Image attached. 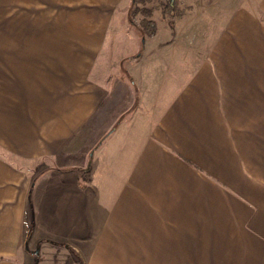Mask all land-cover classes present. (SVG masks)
<instances>
[{
	"label": "crops",
	"instance_id": "obj_1",
	"mask_svg": "<svg viewBox=\"0 0 264 264\" xmlns=\"http://www.w3.org/2000/svg\"><path fill=\"white\" fill-rule=\"evenodd\" d=\"M226 1L142 43L130 0H70V45L0 48V264H264V0Z\"/></svg>",
	"mask_w": 264,
	"mask_h": 264
},
{
	"label": "rangeland",
	"instance_id": "obj_2",
	"mask_svg": "<svg viewBox=\"0 0 264 264\" xmlns=\"http://www.w3.org/2000/svg\"><path fill=\"white\" fill-rule=\"evenodd\" d=\"M20 1V0H19ZM152 2L149 4H146L144 6H138L139 8L145 7L150 8L152 6L155 7V5L158 6L159 3L162 2V0H151ZM180 1V0H179ZM241 2V5H245V7H248L250 5V9L254 8V5L257 0H227V3L231 2ZM3 3H6V1H1ZM225 4L227 5V3ZM181 10V9H180ZM162 11L156 10L153 13V21L156 25V33L153 37L146 38V39H152L153 40H161L166 34H170L171 27L167 25V21L164 20V22L161 20L162 18ZM257 17L263 21L261 22L264 24V15H257ZM141 19V15L138 14L134 18V22L137 25L139 23V20ZM129 31L133 36H136L137 32L135 30H132V28L129 27ZM174 32V30H173ZM178 46L186 45L187 43L184 40V33L181 36H177L176 39ZM70 45V0H31L30 5H17L15 3V6H7V5H0V48H6V47H13L15 48V52H18L23 47H44L47 48L49 51L52 50L50 48L54 47H65ZM31 58V61H33V58H37L38 56L31 55L29 56ZM51 57V56H47ZM135 68V67H134ZM183 66H181L179 69L175 71V75H178L179 70L182 69ZM126 69V68H125ZM142 69V68H139ZM128 71V69H127ZM150 71L152 69L150 68ZM152 73V72H151ZM129 74V72H128ZM130 75V74H129ZM154 77V74H152ZM169 79L172 78V76H168ZM134 78V77H133ZM120 79L121 80H127L129 81V77L126 78L122 75L120 72ZM137 79V76L134 78ZM125 81V82H127ZM180 82L177 81L176 85ZM117 91V90H116ZM114 94V97L111 102V110L110 114H116L115 111L119 109L120 107L124 108L127 106V102L123 101L120 102L117 100V95ZM121 91V95H122ZM133 95V102H131V106L135 103L134 98L135 95L132 91ZM130 99H132V96L130 95ZM127 104V105H126ZM153 107L146 106L143 102L140 108H137L135 112V117L133 118V122L135 125H140L143 122H146V120H150L151 117L155 113H157L158 109L161 107L162 104H153ZM152 109V111H150ZM133 114V112H132ZM130 114L127 117H122L124 121L122 124L119 123L117 119V123L114 124V126L120 127H126L130 120L131 116ZM109 121V119H106ZM99 124V123H98ZM110 124L107 123L106 127ZM118 124V125H117ZM120 124V125H119ZM95 126H98L94 124V128H97ZM111 125V128L114 127ZM108 128V127H107ZM91 145H97L99 137L97 138L94 135L92 138L90 137ZM92 146V147H93ZM36 170H32L31 175L33 176L40 167L35 168ZM2 242V241H0ZM1 249H5L3 247H0ZM23 249V248H22ZM36 253V252H35ZM68 257V255H67ZM75 257H72L71 255L66 259L65 257H54L53 262H50V264H76L75 263ZM37 264H44V262H40ZM187 264H212L209 262V256L208 254H204L203 256L199 257L198 254H192L187 255Z\"/></svg>",
	"mask_w": 264,
	"mask_h": 264
},
{
	"label": "trees",
	"instance_id": "obj_3",
	"mask_svg": "<svg viewBox=\"0 0 264 264\" xmlns=\"http://www.w3.org/2000/svg\"><path fill=\"white\" fill-rule=\"evenodd\" d=\"M179 0H162L161 3L150 8H139L138 6H144L146 4L151 3V0H130V5L128 8V23L129 27L132 28V30H135L137 33V36L140 38V42L143 43V41L146 38L153 37L156 33V25L155 22L152 20V15L156 10L162 11L163 15H166L170 19H173L175 17H179L184 14L183 10H180L178 5ZM138 5V6H137ZM140 14L141 19L139 20V23L136 25L134 22V18L136 15ZM130 30V29H129ZM122 75L124 77H128L124 72H122Z\"/></svg>",
	"mask_w": 264,
	"mask_h": 264
},
{
	"label": "water",
	"instance_id": "obj_4",
	"mask_svg": "<svg viewBox=\"0 0 264 264\" xmlns=\"http://www.w3.org/2000/svg\"><path fill=\"white\" fill-rule=\"evenodd\" d=\"M172 1V0H171Z\"/></svg>",
	"mask_w": 264,
	"mask_h": 264
}]
</instances>
